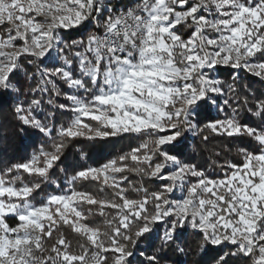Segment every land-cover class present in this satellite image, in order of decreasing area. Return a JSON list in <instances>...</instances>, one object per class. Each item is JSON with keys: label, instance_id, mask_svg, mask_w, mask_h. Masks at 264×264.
Wrapping results in <instances>:
<instances>
[{"label": "snow or ice", "instance_id": "6c2138e0", "mask_svg": "<svg viewBox=\"0 0 264 264\" xmlns=\"http://www.w3.org/2000/svg\"><path fill=\"white\" fill-rule=\"evenodd\" d=\"M241 72L264 82V0H0V104L49 142L28 162H0V264H161L184 253V231L201 251L232 246L216 264H264V93L239 86ZM212 110L224 118L206 122ZM57 113L71 114L59 128ZM209 134L256 147L214 163L215 178L182 159L188 139ZM125 135L142 143L100 167H59L73 141ZM56 169L64 190L34 203L43 184L61 188ZM157 229L159 247L140 248Z\"/></svg>", "mask_w": 264, "mask_h": 264}, {"label": "trees", "instance_id": "16d2710c", "mask_svg": "<svg viewBox=\"0 0 264 264\" xmlns=\"http://www.w3.org/2000/svg\"><path fill=\"white\" fill-rule=\"evenodd\" d=\"M133 0H116L115 4H119L121 7L131 4ZM73 39L82 38L78 31L71 33ZM34 71V69H32ZM31 74V72H29ZM240 79L238 81L239 86L250 87L257 93H264V82H260L256 78L249 75L239 74ZM220 78L228 83H231L230 70L221 69ZM17 86L21 88L22 92H27L31 82L28 81L24 75L17 73L14 79ZM58 103H65L62 99L57 100ZM70 113H57L54 126L59 128L62 124L68 123L70 120ZM224 116L218 113L216 110H212L205 117L206 122H214L217 119H223ZM239 121L242 124H259V121L255 120L249 114L240 111L238 116ZM47 138L32 129L23 128L16 120L11 104H0V162L5 165L21 164L28 162L31 158V153L37 152L41 146L47 149ZM142 141L131 135H125L116 138H110L107 140H95L84 141L78 140L71 142L65 149L62 161L59 164L60 168H64L66 173L70 175L74 169L82 170L87 167H100L107 163L109 160L116 159L118 156L125 154L132 148L139 146ZM187 147L183 149L182 159L186 162H191L200 167L201 170H208L209 176L219 178V171L213 167L214 163L235 162L240 163L241 157L239 152L241 150H253L255 144L247 138H224L215 137L209 134V141L203 142L199 138H190L187 140ZM221 152L220 157H216L215 153ZM81 154L84 155V159L81 160ZM130 179L137 182V186L141 183L140 178L130 176ZM28 179V178H26ZM50 179L56 180L61 184L60 189H56L51 184H43L42 190L36 197L34 203L39 202L47 194H56L64 189L65 175L61 174L58 169L54 170L50 174ZM144 186L150 190H156L163 183L160 181H142ZM98 186L92 182H78L76 185L77 190L93 192ZM134 196L135 194H130ZM9 223L15 226V221L9 218ZM68 234V230H64ZM158 234H150V238L142 239L140 242V248L145 251H155L160 241ZM70 235V234H69ZM71 238V236H70ZM73 246L76 247V240L72 238ZM180 246L184 247V253H179L167 250L164 255V259L161 264H216V260L224 252L230 251L231 247L224 246L220 248H207L201 251L195 243L194 234L189 231L182 233V239ZM228 264H240L239 259L233 260L229 258Z\"/></svg>", "mask_w": 264, "mask_h": 264}, {"label": "rangeland", "instance_id": "374dc122", "mask_svg": "<svg viewBox=\"0 0 264 264\" xmlns=\"http://www.w3.org/2000/svg\"><path fill=\"white\" fill-rule=\"evenodd\" d=\"M114 1H116V0H114ZM243 72H241L240 74H242ZM19 74H21V75H24V73H19ZM243 74H245V73H243ZM245 75H247V74H245ZM14 83H15V81H14ZM17 84V83H16ZM57 102V101H56ZM58 103V102H57ZM46 111H47V107H46ZM53 123H54V121H53ZM35 153H37V152H33V153H31V157H32V155L33 154H35ZM31 159V158H30ZM64 190V189H63ZM63 190H61V191H63ZM60 191V192H61ZM59 193V192H58ZM58 193H56V194H58ZM176 196H179V192H177L176 194H175ZM158 229H157V231L155 232V234H158ZM221 247H224V246H221ZM229 247H232V246H229Z\"/></svg>", "mask_w": 264, "mask_h": 264}]
</instances>
